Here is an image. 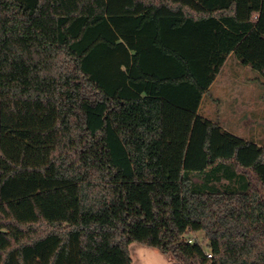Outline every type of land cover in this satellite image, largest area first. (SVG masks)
<instances>
[{"label":"trees","instance_id":"1","mask_svg":"<svg viewBox=\"0 0 264 264\" xmlns=\"http://www.w3.org/2000/svg\"><path fill=\"white\" fill-rule=\"evenodd\" d=\"M230 55L264 78V0H0V264H264V144L200 113Z\"/></svg>","mask_w":264,"mask_h":264},{"label":"rangeland","instance_id":"2","mask_svg":"<svg viewBox=\"0 0 264 264\" xmlns=\"http://www.w3.org/2000/svg\"><path fill=\"white\" fill-rule=\"evenodd\" d=\"M235 60V58H232L231 61ZM240 67L239 69H230L231 67L227 66L223 70L218 81L211 89L207 100H205L201 112L208 114L210 119L223 120L222 124L232 133L236 132L248 137L253 133V128L258 131L256 127L258 126V118L260 119L259 115L261 116V114L262 124L264 125V110L258 111L259 114H252V111L247 110L244 105L231 104V101L234 97L245 98L244 100H248L250 104L251 100L254 99L255 104L251 103L249 107L264 109V78L251 68H246L245 70ZM255 98H262V103L261 100ZM231 106L239 108L240 112L229 111ZM251 118L255 121L251 120ZM262 143L264 144V133L262 134ZM188 236L193 241L200 242L203 248L207 252H210L208 248L209 240L205 237L204 231L190 233ZM129 250L132 258L131 264H171L176 261L172 254L163 253L157 248L139 242L130 243Z\"/></svg>","mask_w":264,"mask_h":264},{"label":"crops","instance_id":"3","mask_svg":"<svg viewBox=\"0 0 264 264\" xmlns=\"http://www.w3.org/2000/svg\"><path fill=\"white\" fill-rule=\"evenodd\" d=\"M232 58H235L236 60L232 62V61H231ZM238 64H239V65H238ZM227 66H228V67H231L230 69H232V68H237V69H239L240 66H241L240 68L245 69V70H246V68H251L249 65H242L236 57L230 55V56L227 58L225 64L222 66L221 71L219 72V74H218L217 77L215 78L214 82H213L212 85L210 86V91H211V89L214 87V85H215L216 82L218 81V78L221 76L223 70H224ZM251 69H252V68H251ZM247 70H250V69H247ZM244 99H245V98H237V97H234V98L232 99V101H231V104H232V103H234V104H242V105H244V106L247 108V110L252 111V114H256V113H258V111H260V110H264V109H262V108L255 109V107H252V108H251V106L249 107V105H251V103L255 104V103H254L255 101H253L254 99L251 100V103H250V104H249V101H248V100H244ZM255 99H258V98H255ZM205 100H207V97L204 96V98H203V100H202V103H201V106H200V113L203 114V115L206 116V117H209L208 114H204V113L201 112V111H202V106H203ZM210 100H213V99H210ZM258 100H261V103H262V98H259ZM245 104H247V105H245ZM229 111H231V112H232V111H233V112H240V109L237 108V107H234V108H233V107L231 106V107L229 108ZM258 114H259V113H258ZM259 117H260V119L258 118L259 123H257L258 126L256 127V128H258V131H256V129L253 128V133L250 134V136L247 137V136H245V135H241V134H238V133H236V132H233V133H234L235 135L239 136V137L246 138V139H250V140H253V141H256V142L262 144V134L264 133V125L262 124V114H261V116L259 115ZM232 119H233V118H232ZM251 120H254V119L251 118ZM219 121H220L221 124H222V121H223V120H219ZM254 121H255V120H254ZM222 125L224 126V124H222ZM255 125H256V124H255ZM224 127H226V126H224ZM226 129H227V128H226ZM256 132H258V133H256ZM255 133H256V134H255ZM258 135H259V136H258ZM260 136H261V137H260Z\"/></svg>","mask_w":264,"mask_h":264},{"label":"built area","instance_id":"4","mask_svg":"<svg viewBox=\"0 0 264 264\" xmlns=\"http://www.w3.org/2000/svg\"><path fill=\"white\" fill-rule=\"evenodd\" d=\"M189 242H192V240H189ZM207 256H208V257H211V254H210V253H208V254H207Z\"/></svg>","mask_w":264,"mask_h":264}]
</instances>
